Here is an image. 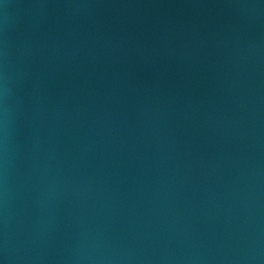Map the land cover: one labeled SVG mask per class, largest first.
Wrapping results in <instances>:
<instances>
[{
  "label": "water",
  "instance_id": "water-1",
  "mask_svg": "<svg viewBox=\"0 0 264 264\" xmlns=\"http://www.w3.org/2000/svg\"><path fill=\"white\" fill-rule=\"evenodd\" d=\"M0 264H264V0H0Z\"/></svg>",
  "mask_w": 264,
  "mask_h": 264
}]
</instances>
